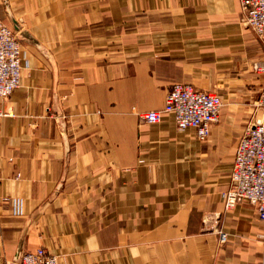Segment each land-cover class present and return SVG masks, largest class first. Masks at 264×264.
<instances>
[{
    "label": "crops",
    "instance_id": "crops-1",
    "mask_svg": "<svg viewBox=\"0 0 264 264\" xmlns=\"http://www.w3.org/2000/svg\"><path fill=\"white\" fill-rule=\"evenodd\" d=\"M0 20L22 46L0 99V264H264L255 208L221 198L264 83L239 0H0ZM174 84L220 97L205 141L140 120Z\"/></svg>",
    "mask_w": 264,
    "mask_h": 264
},
{
    "label": "built area",
    "instance_id": "built-area-1",
    "mask_svg": "<svg viewBox=\"0 0 264 264\" xmlns=\"http://www.w3.org/2000/svg\"><path fill=\"white\" fill-rule=\"evenodd\" d=\"M241 22L259 39H264V0H239ZM22 46L17 36L0 20V99H7L21 81ZM264 74V65H255ZM220 97L200 91L189 84H174L165 96L160 110L140 115L146 124L159 123L171 115L177 130L193 129L196 138L203 142L210 128L218 121L222 108ZM259 116L250 121L239 138L230 172V186L221 194L224 211L245 202L253 206L262 225L259 239L264 244V83L258 95ZM7 116L0 110V117ZM227 235L218 232V241L224 244ZM16 264H58L57 256L43 248L20 252Z\"/></svg>",
    "mask_w": 264,
    "mask_h": 264
},
{
    "label": "rangeland",
    "instance_id": "rangeland-1",
    "mask_svg": "<svg viewBox=\"0 0 264 264\" xmlns=\"http://www.w3.org/2000/svg\"><path fill=\"white\" fill-rule=\"evenodd\" d=\"M257 107H258V105H257ZM258 109H259V114H260V108L258 107ZM259 114L257 115V117L259 116ZM257 117H256V118H257ZM256 118H255V119H256ZM255 119H254V120H255Z\"/></svg>",
    "mask_w": 264,
    "mask_h": 264
}]
</instances>
